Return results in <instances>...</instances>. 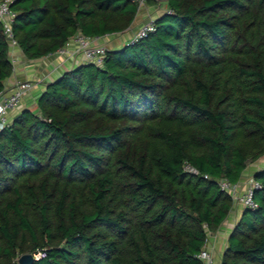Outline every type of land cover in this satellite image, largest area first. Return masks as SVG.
<instances>
[{"label":"trees","instance_id":"obj_1","mask_svg":"<svg viewBox=\"0 0 264 264\" xmlns=\"http://www.w3.org/2000/svg\"><path fill=\"white\" fill-rule=\"evenodd\" d=\"M156 5L155 0H146ZM154 31L47 81L0 129V264H205L264 157V0H166ZM27 60L125 32L130 0H11ZM13 65L0 24V91ZM25 98V97H24ZM189 164L198 172L183 170ZM207 176V178H203ZM220 264H264V166Z\"/></svg>","mask_w":264,"mask_h":264},{"label":"built area","instance_id":"obj_2","mask_svg":"<svg viewBox=\"0 0 264 264\" xmlns=\"http://www.w3.org/2000/svg\"><path fill=\"white\" fill-rule=\"evenodd\" d=\"M137 6V10L146 4V0H130ZM11 0H0V24L2 26V33L5 41L8 44L9 56L12 65L15 60L11 53L14 49L18 48L17 43L13 37L12 24L15 20V12L10 8ZM154 18L145 20L131 37L129 42L137 41L145 37L149 32L154 31ZM102 38H88L80 33L69 39L63 47L58 49L55 53L49 54L45 58H65L77 59L80 58L79 63L87 62L95 66H102L104 57L106 54V47L100 42ZM46 77H35L31 80L15 81L11 89L0 91V129H2L8 122V115L18 109L21 105L24 97L31 92V90L45 81ZM183 170L192 175H198L196 169L189 164H184ZM207 178V176H203ZM220 189L228 193L231 199L237 200L242 208H253L255 204L253 202V189L258 187V184L250 179L249 186L241 193H238V184H231L225 179L218 181ZM44 253L39 251L32 254V258L36 261L44 257ZM199 258L204 261L205 264H212L213 260L210 254L204 249L200 254Z\"/></svg>","mask_w":264,"mask_h":264},{"label":"crops","instance_id":"obj_3","mask_svg":"<svg viewBox=\"0 0 264 264\" xmlns=\"http://www.w3.org/2000/svg\"><path fill=\"white\" fill-rule=\"evenodd\" d=\"M148 15H150V13ZM146 19H147V16H144L142 19L139 20L138 23H140L141 21L146 20ZM119 46H115V47H112V48H117ZM11 55L14 58L15 63L13 65L12 75L4 83V89H6V90L11 89V87H12V85H13V83L15 81L31 80V79H33V78H35L37 76L38 77H41V76L42 77H46V79L44 81L46 83L47 82V79H48V81H50L51 79H54L55 77L59 76L62 72L67 71V70L71 69L72 67H74L75 65L79 64V60H80V58H77V59H68V60H65V61L64 60L62 61L61 58H53V59H48L47 60L45 57L44 58L37 59V60H27L23 56V54H22V52H21V50L19 48L14 49L12 51ZM37 62L43 63V67H44L42 69L43 71H41V68H37V66H36L37 65ZM43 88H44V85L43 86H40L39 85V86L33 88L31 90V92H29L25 96V98L22 100V102L28 103V106H31V102H33V104L35 103V98H36L37 94ZM22 102H21V104H22ZM263 166H260L258 168H255L251 172V175L253 174V172L255 170H258V169L262 168ZM245 171H244V173H245ZM244 173L242 175L241 180L244 177ZM238 184H240V183H238ZM241 211H242V208H240L237 211H234L232 213V216H233L232 218L235 219V220H233V223H235L238 220V218H239V216L241 214ZM230 215H231V212L229 213V215H228L227 218H231ZM227 225H226V220H225L220 225V227L218 228V233L220 232V236L222 238L218 237V240L215 238L216 241H219V239L221 241H223L222 242V248L219 249V245L215 244L209 250V251L212 252L213 257H214L213 264H220V262H221L222 254H223V251H224V249L226 247L227 237H228V235H229V233H230V231L232 229V228L228 227Z\"/></svg>","mask_w":264,"mask_h":264},{"label":"rangeland","instance_id":"obj_4","mask_svg":"<svg viewBox=\"0 0 264 264\" xmlns=\"http://www.w3.org/2000/svg\"><path fill=\"white\" fill-rule=\"evenodd\" d=\"M155 2H156V5H150V4L146 3L143 7L138 8L137 14L135 16V19H134L133 23L130 25V27L125 32L119 33L117 35L106 36V37L102 38L101 43L106 48L110 49L112 47L119 46V45L123 44L126 41H130L131 37L137 31L139 26L143 23V21H145V20H143L140 23H138L140 19H142L144 16H147V19L155 18L158 14H160L163 10H165V6H159L158 5V4H161V3H164V2H157V1H155ZM149 13H150V15H148ZM61 59H62V61L63 60L65 61V58H61ZM36 66H37V68H41V71H43L42 70L44 68L43 67V63L37 62ZM47 81H48V79H47ZM43 85H44V82L42 84H40V86H43ZM26 108H29L30 110H35V106H34L33 102H31V106H28V103L22 102V104L18 107V109H16L15 111H13V112H11L9 114L8 120L11 117H13L17 112H19L22 109H26ZM263 165H264V157L260 158L256 162L250 163L247 166L246 171L244 173V177L239 182L240 184H238L239 185V187H238V193L239 194H241L247 188V186H249V181L251 179V172L255 168H258V167L263 166ZM231 202H232V207H233L231 209V215H230L231 218H227L226 219V225L228 224L227 226L230 227V228H232L234 226V224H235V223H233V220H235V219L232 218L233 217L232 213L234 211H237L238 209L242 208L241 204L237 200L231 199ZM218 237L222 238L220 236V232L218 233V229L215 232H213V233H207V242H206L205 250L210 254L213 262H214V257H213L212 252L209 251V250L215 244L219 245V249L222 248V242L223 241H221L220 239H219V241H216V239L218 240Z\"/></svg>","mask_w":264,"mask_h":264},{"label":"water","instance_id":"obj_5","mask_svg":"<svg viewBox=\"0 0 264 264\" xmlns=\"http://www.w3.org/2000/svg\"><path fill=\"white\" fill-rule=\"evenodd\" d=\"M157 2H165L166 0H155ZM34 259L30 254H25L19 257L17 263L18 264H33Z\"/></svg>","mask_w":264,"mask_h":264}]
</instances>
